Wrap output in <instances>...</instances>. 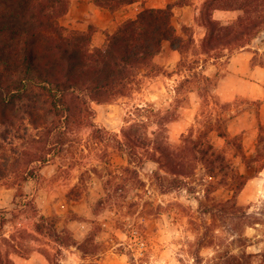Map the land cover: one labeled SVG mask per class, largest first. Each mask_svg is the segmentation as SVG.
I'll return each instance as SVG.
<instances>
[{
	"label": "rangeland",
	"instance_id": "rangeland-1",
	"mask_svg": "<svg viewBox=\"0 0 264 264\" xmlns=\"http://www.w3.org/2000/svg\"><path fill=\"white\" fill-rule=\"evenodd\" d=\"M206 1L167 0L176 33L189 45L184 63L164 43L153 66L140 72L125 96L91 104L92 114L68 130L47 163H30L36 159L33 153L44 152L38 137L0 139V213L8 218L0 231V264H264V158L254 162L259 124L264 125V68L258 66H264V42L254 41L229 58L201 62L206 56L197 51L206 35ZM132 11L134 18L139 10ZM240 14L216 10L212 18L227 24ZM107 34L97 36L105 39ZM193 60L196 71L203 66L215 84L209 94L195 83L179 87L189 75L185 62ZM146 105L168 114L163 138L171 150L191 131L196 136L209 119L222 117L219 126L227 139L216 131L208 138L248 177L226 214L220 203L232 193L219 188L207 196L199 170L187 181L192 191L163 193L152 175L159 171L173 178L166 158L160 157L159 164H128L121 153L92 139V125L122 139L135 109ZM234 138L249 167L233 143H227ZM199 200L217 212L203 213ZM40 216L52 220L70 245L62 249L58 263L53 259L57 244L36 232Z\"/></svg>",
	"mask_w": 264,
	"mask_h": 264
},
{
	"label": "trees",
	"instance_id": "trees-1",
	"mask_svg": "<svg viewBox=\"0 0 264 264\" xmlns=\"http://www.w3.org/2000/svg\"><path fill=\"white\" fill-rule=\"evenodd\" d=\"M89 1L101 11L115 13L139 0ZM70 4V0H0V139L11 136L13 140L26 137L42 140L44 152L33 153L36 159L30 163H47L48 156L61 145L59 142L68 130L82 124L85 115L92 114L91 104L109 103L125 96L140 72L153 66L164 43L180 53V65L189 48L187 41L176 33L171 5L141 8L134 18L107 34L100 47H93L91 26L87 31H78L62 25ZM216 10L241 14L223 24L212 18ZM203 21L206 35L197 51L198 55L206 56L200 60L203 63L208 59L229 58L232 52L243 50L254 41L264 42V0H207L203 5ZM184 65L189 75L179 87L195 83L204 86L203 90L209 94L215 84L204 75V67L196 71L195 60ZM258 66L264 68L263 64ZM133 116L129 126L122 130V139L93 125L92 139L121 153L128 164L142 166L148 161L159 164L160 157L166 158L165 164L173 178L159 171L152 175L163 193L192 191L187 181L199 170L207 196L219 188L232 193L231 199L220 203L226 214L227 206L243 190L248 177L239 173L227 154L216 149L208 138L216 131L219 137L227 139L219 126L222 117L209 119L196 136L191 131L171 150L163 138L170 119L168 114L146 105L137 107ZM216 125L218 129L214 130ZM263 133L264 125L260 123L254 162L264 158ZM227 141L233 143L241 162L249 167V159L237 138ZM198 203L204 207L203 213L217 212L214 206H204L202 200ZM7 222L6 215L0 213V231ZM36 232L57 244L53 259L58 263L62 249L70 246L61 238L63 232L44 216H40Z\"/></svg>",
	"mask_w": 264,
	"mask_h": 264
},
{
	"label": "crops",
	"instance_id": "crops-1",
	"mask_svg": "<svg viewBox=\"0 0 264 264\" xmlns=\"http://www.w3.org/2000/svg\"><path fill=\"white\" fill-rule=\"evenodd\" d=\"M68 14L62 19L65 27L78 31H86L89 26L95 29L92 36V46L100 47L105 39L97 36L101 32L112 33L122 22L132 17L133 10L141 8H163L167 0H141L126 6L115 13H108L96 8L89 0H70ZM173 52V50L171 51ZM175 52V51H174ZM242 55V54H239Z\"/></svg>",
	"mask_w": 264,
	"mask_h": 264
},
{
	"label": "water",
	"instance_id": "water-1",
	"mask_svg": "<svg viewBox=\"0 0 264 264\" xmlns=\"http://www.w3.org/2000/svg\"><path fill=\"white\" fill-rule=\"evenodd\" d=\"M263 36H264V34H263Z\"/></svg>",
	"mask_w": 264,
	"mask_h": 264
}]
</instances>
